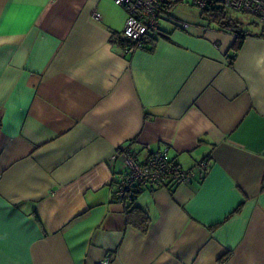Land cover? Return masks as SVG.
Listing matches in <instances>:
<instances>
[{"label": "crops", "instance_id": "crops-1", "mask_svg": "<svg viewBox=\"0 0 264 264\" xmlns=\"http://www.w3.org/2000/svg\"><path fill=\"white\" fill-rule=\"evenodd\" d=\"M21 2L38 11L0 47V77L15 80L0 99V264H264V22H241L235 47L206 20L163 21L127 51L113 0ZM147 145L209 165L143 187L131 205L143 231L113 195L121 158L108 159L119 146L143 159Z\"/></svg>", "mask_w": 264, "mask_h": 264}, {"label": "built area", "instance_id": "built-area-1", "mask_svg": "<svg viewBox=\"0 0 264 264\" xmlns=\"http://www.w3.org/2000/svg\"><path fill=\"white\" fill-rule=\"evenodd\" d=\"M127 12L126 21L119 39L127 42V51L144 48L149 41H156L162 35L161 22L166 21L177 29L187 30L192 24L169 14L176 3L188 2L199 11L214 7H225L242 14L254 16L264 22V0H113ZM94 13V18H98ZM147 155L141 159L126 146L114 149L108 161L121 158L123 172L113 183V195L125 203L135 200L142 188L147 185L162 183H191L197 170L209 165L206 160H199L194 169H183L168 158L167 148L152 149L146 147ZM94 264H109L104 258Z\"/></svg>", "mask_w": 264, "mask_h": 264}, {"label": "clouds", "instance_id": "clouds-1", "mask_svg": "<svg viewBox=\"0 0 264 264\" xmlns=\"http://www.w3.org/2000/svg\"><path fill=\"white\" fill-rule=\"evenodd\" d=\"M38 9L22 3L21 0H12L5 9L0 10V47L12 44L20 35L24 34L36 21ZM25 53L18 52L11 63L17 66L24 61ZM0 69L10 71L11 66L7 61L0 64ZM15 80L0 77V99L13 88Z\"/></svg>", "mask_w": 264, "mask_h": 264}, {"label": "trees", "instance_id": "trees-1", "mask_svg": "<svg viewBox=\"0 0 264 264\" xmlns=\"http://www.w3.org/2000/svg\"><path fill=\"white\" fill-rule=\"evenodd\" d=\"M201 17L203 16L206 21L209 23H214L220 27L227 28L228 30H231L237 37L235 47H239L242 41V36L245 37L247 36V33L242 31L240 29V21L232 19L229 17L226 13V8L225 7H214V8H209L205 9L203 11H200ZM261 35H264V33H261ZM117 41L120 42L122 45H127V42H124L119 39V36L117 37ZM153 43V41H149ZM134 200L127 202L130 204L127 207V217L128 219L130 218V215L133 213H136V218L139 219V225L140 228L144 231L146 229V223H147V217L136 207L131 206L133 204Z\"/></svg>", "mask_w": 264, "mask_h": 264}, {"label": "rangeland", "instance_id": "rangeland-1", "mask_svg": "<svg viewBox=\"0 0 264 264\" xmlns=\"http://www.w3.org/2000/svg\"><path fill=\"white\" fill-rule=\"evenodd\" d=\"M226 13L229 17L235 20H239L242 22L245 26L248 24L249 21L255 20V18L251 15L242 14L235 10H232L230 8H226ZM169 14L176 16L178 19L187 21L189 23H204L205 19L204 17H200V11L189 4L188 2L184 3H176L173 6V9L169 11ZM165 22H161V25H163ZM249 29L253 28L252 26H247Z\"/></svg>", "mask_w": 264, "mask_h": 264}]
</instances>
